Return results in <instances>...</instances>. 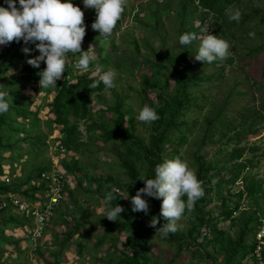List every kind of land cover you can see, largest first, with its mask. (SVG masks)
I'll return each instance as SVG.
<instances>
[{
  "label": "trees",
  "instance_id": "16d2710c",
  "mask_svg": "<svg viewBox=\"0 0 264 264\" xmlns=\"http://www.w3.org/2000/svg\"><path fill=\"white\" fill-rule=\"evenodd\" d=\"M79 1L81 0H73L74 5H77ZM2 3L3 0H0V4ZM156 5L153 9H149L139 4L133 9V21L151 37L159 38L161 44L165 46L166 36L162 33L163 22L159 12L162 10L169 13L173 7L169 0H164L162 4L156 2ZM175 9L178 39L184 33H194L198 39L186 46H181L178 43L179 50L176 54L170 53L168 50L154 54L149 40H142L144 47L149 49L156 59L146 60L143 58L146 60L144 65L148 67L150 74L139 75L141 82L139 98L141 100L142 97L146 98L148 105L153 107L159 116V119L152 122L148 128L149 136L146 142L135 135V120L138 113H132L130 105L126 103V98L120 94L115 95V104L103 110V114L96 115L91 111L93 97H100V94L105 90L102 83H99L98 87L94 89L88 87L93 81H99V75L91 77L90 73H82L77 69L73 73L69 71L66 64V72L62 74L60 80H57L56 88L40 89L38 84L40 77L37 73L45 67V64L41 62L37 69L27 63L29 58L39 55L38 51L34 50V45L11 42L5 46L3 52H0V82L3 73H6L11 66L16 72L10 78V82L19 87L16 93L12 91L6 93L7 89L0 83V93L5 96L8 103V97L13 101L12 105L9 104L7 112L0 114V197L9 194L21 195L32 203H41L42 199L46 200L45 197L49 192L48 185L42 183L41 176L50 172L51 166L40 163L28 169V162L24 163L22 160L23 155L18 154L15 157L20 143L27 142L32 132L38 129L41 124L38 119L39 111L31 112L32 102L21 94V89H25L29 84H36L37 89L45 91L47 95L55 94L50 105V113L53 114L54 120L47 124H49L50 131H52V125L60 129L59 144L66 152L95 157L98 151H102L103 147L109 145L124 150L118 160L119 168L124 170L128 183L121 184V182L115 181L112 175H108L106 181H96L98 186L95 191L91 186H87L84 190L81 176L77 177L79 174L84 177V170L79 159L72 158L69 162L63 159L60 162L63 174L77 177V192L83 191L88 196L101 195L109 210L115 205H120L124 210L118 214L121 217L119 221L113 222L107 217H103L94 224L90 221L74 223L72 231L65 240L59 241L56 237L55 242L59 247V254L55 257L56 264L60 262L59 256L63 254L68 242L74 238L79 239L75 245L79 254H83L85 251L83 243L87 239L88 232L85 237L83 230L88 223L91 225L90 230L98 229L103 232L102 237L97 240V249L108 240L114 242L112 243V247L115 249L114 256H109L107 261L103 259L102 264H156L147 248L158 235L155 234V229L150 227L151 220L157 219V228L166 222H162L158 215L161 200L145 197L149 203V212L146 215L142 211H132L130 198L144 186V182L138 178L141 176L146 179L154 178L155 166L165 161V157L171 159L177 157L179 149L188 140V134L195 129L200 131V136L193 144L197 151L192 159L196 177L201 182L203 196L196 200L192 209L186 210L184 215L190 226L188 236L183 233H175L169 234V237L165 239L167 244L174 248L173 259L166 264H178L181 255L185 252L190 255L191 262H197L200 259L197 256V251L201 252L203 255L201 259L207 264H216L218 261L222 264H241L249 258L253 260V264H264V249L261 250L260 260H257L255 255L257 244L249 243L250 238L261 230L264 219V206L261 203L264 198L262 184L256 182L255 178L247 173V171L253 170L256 165L252 160L244 161L246 152H254L256 149L240 148L244 137H257L259 134L257 127L261 122H264V96L259 110L244 111L240 115L242 122L239 126L229 119L226 109L229 103L224 101L222 104L209 102V111L205 115H201L204 117V127L199 120L189 122L186 119L192 110L201 112L203 105L208 104V98L204 95V85L219 80L220 76L223 78V74L217 72L205 73L203 67L210 64L205 65L194 59L193 55L198 49L200 39L205 35L203 30L207 27V34L218 37V34L222 33L221 35L227 42L228 39H236L237 43L244 39L245 35L251 37L249 33L258 35L264 33V10L257 8L252 0H179ZM236 9L240 10L241 18L239 22L230 21L228 19L229 12ZM144 11L149 12V17L146 20H144L145 17L143 19ZM197 12L201 13L200 18L196 17ZM210 16L215 19V24L218 26L216 31H213L211 25L209 26ZM94 20L95 11L88 9L84 19L86 34L81 44L82 51L89 49V46L99 50L100 42L108 40L112 35L99 36L96 31L91 29V23ZM118 25L117 21L113 31ZM131 45L134 51L139 53L140 47L136 39L132 40ZM24 47L33 50L26 55L22 51ZM231 47L230 45V49ZM243 49H246L244 55L246 59L264 52V46L260 48H245L244 46ZM75 55L69 52L66 55V61L70 59L72 62ZM129 59L130 57L121 66L125 70ZM224 62L232 64L225 60L214 61L211 64ZM99 65L104 68L107 65V60ZM164 70H167L169 74H164ZM261 74L263 78L264 67ZM150 94L154 95L153 100L149 98ZM101 102L102 100L99 101L100 104ZM107 113L111 114L110 118L105 116ZM20 119L23 124L18 122ZM26 122L29 125L28 128ZM80 122H83L86 127L87 144L81 141L83 136L79 130ZM90 122L91 125H88ZM230 132H234L235 136L228 140L225 146L234 143L235 148L221 158L213 159L210 164H206L200 155L203 148L216 144L217 133L226 134V137ZM20 136L24 137L20 138ZM99 143L103 145L102 148H97L96 145ZM92 148H96L97 152ZM169 149L172 151L169 152ZM6 153H10L11 183L9 185L2 182V178L5 176L2 173V165L6 160ZM21 172H23L22 177L18 176ZM86 180L90 181L91 179L87 177ZM239 184H241V189L236 194H232L231 188ZM128 189H132L133 192L127 193ZM108 192L117 196L110 203L106 201ZM119 193H123V195ZM64 195L72 196L74 204L77 206L74 192L68 186L64 188ZM125 195L127 196L126 200L123 199ZM183 199L186 201V196ZM232 199H235V203ZM244 199L250 203L248 208H243L242 201ZM237 213L239 216L234 218ZM57 214L66 216L61 211ZM12 225L14 229H24V226L31 228L30 224L18 222L11 212L0 211V264H11L8 262L9 259L15 257L12 253H19L18 242L13 241L5 234L8 226ZM122 235L126 236V247L121 251L118 250L117 245ZM208 243H211L216 249L215 257L207 251ZM8 246L10 251L6 250ZM127 251H130L131 254H126ZM46 264L54 263L47 262Z\"/></svg>",
  "mask_w": 264,
  "mask_h": 264
},
{
  "label": "rangeland",
  "instance_id": "374dc122",
  "mask_svg": "<svg viewBox=\"0 0 264 264\" xmlns=\"http://www.w3.org/2000/svg\"><path fill=\"white\" fill-rule=\"evenodd\" d=\"M164 0H125L124 11L121 14L120 19L118 20L119 25L113 31L112 35L108 40H104L99 44V50L90 48L92 54L96 56V63L102 64L105 60H107V65L102 69L103 71L111 70L115 73V87L112 89L104 90L100 97H93V103L91 106V111L96 113V115L103 114V110L106 108L112 107L115 104V95H121L126 98V103L130 105V109L133 112L139 113L140 109L144 105H148L147 99L142 97L141 100L139 97V92H141V82L139 75H149L148 67H145L144 63L146 60H154L155 56L152 55L151 51L144 47L142 40H149L150 46L154 50V54L160 53L168 50V52L176 54L178 52V37H177V27H176V5L179 0H169L171 6L173 7L171 11L164 12L160 10L159 14L162 19L163 30L162 33L166 36V45L163 46L159 40V38L151 37L149 33L141 30L133 21V9H135L139 4L142 7L153 9L156 5L162 4ZM253 4L262 10H264V0H252ZM80 7H82V11H84V19L87 15V10L84 9L82 0L77 3ZM143 19H148L149 12L144 11ZM169 14V15H167ZM197 18L201 17V13L197 12ZM209 26L211 25L213 31L218 30V26L215 24V19L212 16L209 17ZM218 34V37L225 40V38ZM136 39L138 41V45L140 47L139 53L135 52L131 43L132 40ZM229 44L232 46L230 49V55L227 56L225 61H230L232 64L227 63H219V64H210L203 67L204 72L206 73H215L223 74V78L216 80L211 83H207L204 85V95L208 98V104H204L201 112L198 110H192V113H189L186 116L187 121L194 122L195 120H199L204 127V117L201 115H205L210 107L209 102H215L216 104H222V102L229 103V106L226 108L227 113L229 115V119L235 123L236 126H239L242 122L240 115L244 111H257L260 108V104L262 102V98L264 96V77L262 78V68L264 67V52L259 54L258 56L246 59L245 48H260L264 46V33L261 35L254 34V36L248 37L245 35L244 39L240 40V42L236 43V39H228ZM199 46V45H198ZM237 46V49L235 47ZM5 50V46H0V52ZM88 49H84L83 51H87ZM130 57L127 61L126 70L121 66L123 62ZM79 53L73 56V61L79 60ZM143 58H146L144 60ZM70 59L66 61L68 65V69L71 72H75L74 64ZM159 62V61H158ZM164 65V64H163ZM166 66V65H165ZM15 69L11 68L3 73V78L1 79V84L9 91L16 93L19 90V87L13 85L10 82V78L14 75ZM82 73H90L91 77H96L93 66L90 64L89 71ZM81 73V74H82ZM133 73V74H132ZM164 74H169L167 70H164ZM67 78V77H66ZM172 85V84H171ZM36 84H29L25 89H21L22 96L26 97L30 102H32L30 106L31 112H37L38 119L40 120V126L38 129L32 132L28 141L25 143H20L17 147V153L23 155V162L27 163L28 169H31L33 166L37 164H44L47 166H51L53 168L55 165H60V162L65 159L66 162H69L72 158L79 159L82 163V167L84 170V177L81 174L77 175V177L81 176L83 180L84 190L87 186H91L95 191L98 186V180L106 181L108 175H112L115 178V181L121 182V184H127L128 179L124 173V170H121L119 167L118 157L122 155L124 152L123 148H114L112 145L103 147L101 143L97 146L102 148V151L96 150V148H92L96 153L95 157H90L89 155L81 154L75 155L72 152H66L64 154H57L59 152L58 144L61 139L60 129L55 128L52 125V131L49 130V124L47 122H51L54 120L53 114L50 113V105L54 98L53 93L49 95L46 94L45 91H40L37 89ZM150 92V91H149ZM230 95V96H229ZM150 99H154V95H149ZM9 104L12 105L13 101L10 97H8ZM101 105L99 101H101ZM21 103V102H20ZM149 106V105H148ZM103 111V112H102ZM102 112V113H100ZM130 112V114H132ZM108 118L111 117V114H105ZM19 123L23 124L22 119L18 120ZM46 122V123H45ZM152 122L145 123L140 122L137 119L135 120V135L143 139L145 142L147 141V137L149 136L148 128L151 126ZM91 125V122L88 123ZM26 127L29 125L26 122ZM257 129L259 130V134L257 137H244L243 142L240 148L246 149H256L254 152L247 151L244 156V161L252 160L256 165L253 170L247 171V173L254 177L256 182H260L264 191V122L258 125ZM79 130L82 133V142L87 144V133L86 127L83 122L79 123ZM226 135V134H225ZM225 135L217 133L215 136L214 145H207L203 148L202 157L203 161L206 164H210L213 159L221 158L225 154L230 153L234 148V143H231L227 147L225 144L228 140L233 139L235 136L234 132H230ZM200 136V131L195 129L191 133L188 134V140L184 143V145L179 149L177 157L185 160L189 167L195 172V167L193 164L192 156L197 151V148L194 147V142L198 140ZM24 136H20L23 138ZM26 137V136H25ZM222 139V141H220ZM172 150L169 149V152ZM6 160L2 165V173L10 174V153L5 154ZM166 160L171 159L165 157ZM53 160L55 161L53 166ZM124 160V159H123ZM107 164V165H106ZM61 167V165H60ZM59 167V168H60ZM109 167V168H108ZM6 168V169H4ZM61 169V168H60ZM23 172L18 176L22 177ZM65 175V181L67 182L66 186L74 192V198L77 202V206L74 204L72 196L65 197V203H62L59 208L54 210L51 218L44 228V232L42 237L37 242V245L33 243V241L27 238L25 235V229L19 228L14 229V226H8L5 231L6 236H9L13 239V241L18 242L17 246L19 248V253H12L14 259H9V263L11 264H46L47 262H52L54 264L56 260V256L59 254V247L55 242V238L58 237L59 241H63L70 234L73 228L74 223H83L88 222L96 223L98 220L102 219L104 215L107 214L109 207L106 206V203L102 200L101 195H86L83 191H76L77 177L74 175ZM8 176V175H7ZM19 177V178H20ZM91 179L90 181L86 180V178ZM11 179V177L9 176ZM4 178H2L3 180ZM80 179V178H79ZM4 181V180H3ZM241 189V184L232 187V194H236L237 191ZM132 189H128L127 193H132ZM123 195V193H119ZM22 197L21 195H18ZM24 198V197H22ZM45 199H47L45 197ZM124 200L127 199L125 195L123 197ZM233 203H235V199H232ZM42 201H45L42 199ZM161 202V201H160ZM43 203V202H42ZM264 206V198L261 201ZM242 204L243 208H248L250 203L247 200H243ZM66 214V216H58L59 211ZM14 218L21 223L30 224L31 220H27L24 216L11 213ZM82 214V216H81ZM89 215V218H88ZM159 219L162 222H165V219L161 217L160 210H158ZM239 214L234 215V218H237ZM90 223L85 225L83 230L85 237L87 232V239L84 241L83 245L85 246V251L83 254H79V250L76 247V243H78L77 238L69 241L67 247L63 250V254L59 257L60 262L57 264H102V260H108L109 256H114L115 249L112 247L111 240H108L102 247L96 248V243L99 238L102 237L103 232L101 230H90ZM182 227L176 233H183L185 236H188V230H190V226L187 222V218L185 216L182 217L181 221ZM33 224V223H32ZM31 225V224H30ZM228 225V223H227ZM221 227L220 225H218ZM25 227V226H24ZM90 230V231H89ZM264 233V219L262 221V228ZM257 235V234H256ZM256 235H253L249 243H256L257 238ZM126 243V236L122 235L119 243L117 245L118 250H123ZM148 251L151 254L156 264H166L173 259L174 248L170 247L165 239H161L159 235H157L151 243L148 245ZM194 249V248H192ZM206 249L212 256H216V249L211 243H208ZM6 250L10 251L9 246ZM125 251V250H124ZM197 256L200 258L197 262H191L190 255L188 253H183L178 264H207L203 262L201 258L203 255L200 251H197ZM126 254H131L130 251H127ZM202 256V257H201ZM260 260V257L256 258ZM216 264H222L218 261ZM241 264H253V260L251 258L243 261Z\"/></svg>",
  "mask_w": 264,
  "mask_h": 264
},
{
  "label": "clouds",
  "instance_id": "9594fccd",
  "mask_svg": "<svg viewBox=\"0 0 264 264\" xmlns=\"http://www.w3.org/2000/svg\"><path fill=\"white\" fill-rule=\"evenodd\" d=\"M82 4L84 9L95 11L91 29L101 37H108L124 11L125 0H82ZM240 18L239 9L229 12L230 21L239 22ZM85 29L84 11L74 5L73 0H3L0 4V46H7L11 42L34 45V50L38 51L39 55L29 58L27 63L37 69L41 62L45 64L37 73L40 77V89L57 87V80L66 72V55L69 52L79 53L80 58L74 64L75 69L87 72L91 64L94 72L99 74V81H93L89 88L94 89L99 83H102L106 90L115 87V73L102 70L103 66L96 63V56L92 54L90 46L87 51L81 50ZM203 31L205 35L200 39L198 49L193 55L195 61L207 65L230 55V45L226 40L207 34V27ZM249 35L254 36V33ZM197 39L194 33H184L179 36L178 43L186 46ZM32 50L28 47L22 48L26 55ZM8 109L9 103L0 93V114ZM136 119L150 123L158 120L159 116L153 107L144 105ZM138 179L144 182V186L130 198L132 211H142L147 215L149 203L145 197L160 199V215L166 222L157 228V219L151 220L150 227L155 229V234L161 239H167L169 234H175L182 227L179 221L186 210L190 211L195 201L203 196L201 182L188 163L180 157L157 164L154 168V178L146 179L141 176ZM185 196L186 201L183 199ZM116 197L112 192H108L106 201L110 203ZM123 210L120 205H115L103 217L113 222L119 221L121 217L118 214Z\"/></svg>",
  "mask_w": 264,
  "mask_h": 264
},
{
  "label": "built area",
  "instance_id": "2783aa9c",
  "mask_svg": "<svg viewBox=\"0 0 264 264\" xmlns=\"http://www.w3.org/2000/svg\"><path fill=\"white\" fill-rule=\"evenodd\" d=\"M58 149L60 154H64L66 152L65 149L60 146V144H58ZM54 163L55 161L53 160V166ZM59 167L60 165H55L50 172L44 173L41 176L42 183L48 185L49 191L46 196L47 199L42 201L43 203H32L25 198L13 194L0 197V211L7 210L11 213L20 214L27 220H31V228L25 226L24 229L25 235H27V238L33 241L35 246L42 237L44 228L51 218L54 210L64 201L66 197L64 195V188L67 182L65 181V175L63 174L62 169H60L61 167ZM9 176L10 174H5L3 177L4 181L2 180V182H4L6 185L11 183ZM256 238L257 249L255 251V255L260 257L261 250L264 249L263 230H260L257 233Z\"/></svg>",
  "mask_w": 264,
  "mask_h": 264
}]
</instances>
